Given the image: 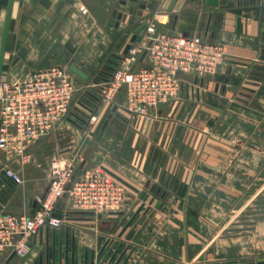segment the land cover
<instances>
[{
  "label": "crops",
  "instance_id": "0c3cea01",
  "mask_svg": "<svg viewBox=\"0 0 264 264\" xmlns=\"http://www.w3.org/2000/svg\"><path fill=\"white\" fill-rule=\"evenodd\" d=\"M121 1L14 0L2 78L78 66L81 41L100 38L119 51L134 22L156 14L168 16L164 32L221 44L225 60L214 76H182L177 117L158 125L172 136L166 144L122 109L123 93L110 105L88 95L95 140L105 122L111 131L101 132L106 159L95 165L143 191L147 202L128 227L141 204L134 206L138 196L128 188L117 213L70 212L63 227L41 230L27 256L8 264H84L92 257L98 264L109 250L105 264L116 251L110 264H264V0H217L215 7L177 0L169 13L172 0H130L145 9L123 11ZM34 146L27 164L12 165L24 184L8 198L0 194V214L30 215L35 200L39 207L50 166L31 161Z\"/></svg>",
  "mask_w": 264,
  "mask_h": 264
},
{
  "label": "built area",
  "instance_id": "2783aa9c",
  "mask_svg": "<svg viewBox=\"0 0 264 264\" xmlns=\"http://www.w3.org/2000/svg\"><path fill=\"white\" fill-rule=\"evenodd\" d=\"M79 11L88 14L83 6ZM156 16L134 22L132 26L141 23L146 26L133 43L130 37L136 26L129 28L120 48L118 66L112 69L110 79L99 85V95L103 104L110 105L123 93L122 109L142 129L151 127L159 133L166 144L172 136L158 125L177 117L182 76H214L226 54L221 44L200 35L161 30L153 38L158 23H165L168 18L166 14H160V19ZM126 44H130V49L124 55ZM136 64L140 67L135 68ZM78 91L67 66L30 69L15 78L1 79L0 194L4 199L23 186L21 172L12 165L27 164L31 146L55 133L69 116L77 118L74 108L84 107L92 112L83 103L84 92L77 96ZM95 120V115H91L90 124ZM64 197L66 203L59 212V202ZM124 202L125 187L105 173L102 166H79L75 158H55L50 163L47 191L38 199L39 207L34 214H0V264H8L11 256L25 258L32 237L43 229L63 227L68 213L113 214L121 210Z\"/></svg>",
  "mask_w": 264,
  "mask_h": 264
},
{
  "label": "rangeland",
  "instance_id": "374dc122",
  "mask_svg": "<svg viewBox=\"0 0 264 264\" xmlns=\"http://www.w3.org/2000/svg\"><path fill=\"white\" fill-rule=\"evenodd\" d=\"M5 1L6 0H0V38L4 21ZM123 1L128 2L130 0ZM122 6L119 7L121 11L128 8L126 5ZM103 34L104 33L102 30L99 36L101 37ZM109 44V42L103 41L100 38L94 43L91 40L88 42L81 41L79 57L74 60L75 63H77V65L80 67L79 69L88 76L87 80H82L73 74V80L77 89L79 90L77 92V96L83 91V103H85V105L88 107V95H93L99 98V102L102 103L101 97L99 95V85H103L104 82L109 80L112 69L114 66H118V56L121 52L120 50H116V48H112V44ZM134 67L138 68L140 67V64H136ZM73 110V112L77 113V118L69 116L67 120L60 124L59 129L55 133L34 144L35 146L32 148V152L30 154L31 161H41L50 166V163L53 159L65 156L69 158H75L77 165L79 166L86 165L88 167L105 161L106 152L103 139L100 138L102 137V134L98 139L95 140L94 136L97 128L94 131L90 130V117L91 115H94L96 111L88 112L84 107H77V110L75 108ZM109 114L110 111H108V115ZM107 119L111 118L108 117ZM103 130H105V132L108 131L111 133L110 127L107 129L105 127ZM108 136L109 135H106L105 137L107 140L109 138ZM37 146H42V149H37L33 153V150ZM127 190L128 189L125 188V199ZM246 204V202L242 204L243 208L240 209L239 214L242 215L246 212Z\"/></svg>",
  "mask_w": 264,
  "mask_h": 264
},
{
  "label": "water",
  "instance_id": "95a60500",
  "mask_svg": "<svg viewBox=\"0 0 264 264\" xmlns=\"http://www.w3.org/2000/svg\"><path fill=\"white\" fill-rule=\"evenodd\" d=\"M13 1L14 0H7L6 3V8H5V15H4V21H3V27H2V33H1V38H0V81L2 79V72H3V66H4V60H5V53H6V44H7V38H8V34H9V25H10V19H11V13H12V7H13ZM199 2L201 0H198ZM177 2V0H172V2L170 3L169 7L167 8V13L171 12L173 9V6L175 5V3ZM205 4L208 6H213L215 7L217 5V0H204ZM122 5H126L129 8H133V9H145V5L143 4H138L135 2H125V1H121ZM168 21H166V23H158L157 28L153 34V38H156L158 33L167 28L168 26ZM146 24L145 23H141L139 26H137L136 28L133 29L132 31V35L130 37V43H133L136 41L138 35L143 31V29L145 28ZM130 49V44H126L123 48L122 53L125 55L127 54L128 50ZM144 57V54L141 56L140 60H142V58ZM69 70L76 76H78L79 78H81L82 80H87L88 76L82 71L80 70L78 67L74 66V65H70L68 66ZM159 107H161V105H159ZM107 125V122H105L102 126V129L100 130L98 136H100L102 130L105 128V126ZM102 169L104 170L105 173H107L109 176H111L113 179H115L117 182H119L121 185H123L124 187L132 190L133 192H135L138 196L135 205L137 206L140 201L141 204L139 205V208L136 210V212L134 213V217L129 220L128 224H126V227H128L134 220V218L138 215L139 211L145 206L147 199H148V195L144 194L143 191L138 190L137 188H135L133 185H131L130 183H128L127 181H125L124 179H122L121 177H119L118 175L114 174L113 172H111L110 170L102 167ZM152 199L149 201L148 205L151 206L152 205ZM37 207V200H35L33 202L32 205V210L30 212V215H33L35 210ZM57 216H59V214H57ZM125 220H123L122 222H124ZM104 248L101 250L100 254L98 255V257H100L101 253L103 252ZM116 251L112 257L110 258L111 261L113 258H115V256L117 255ZM110 253L107 252L104 257H102V260L99 261L98 264H105V261L108 257ZM123 256V255H122ZM120 258V257H119ZM110 261V262H111ZM110 262L108 264H110ZM51 264H55V260L52 261ZM57 264H61V262L59 261ZM71 264H73L71 262ZM80 264V263H78ZM84 264H94L93 261V257L90 259L89 263L87 261V258L84 262ZM107 264V263H106Z\"/></svg>",
  "mask_w": 264,
  "mask_h": 264
},
{
  "label": "flooded vegetation",
  "instance_id": "af4514ba",
  "mask_svg": "<svg viewBox=\"0 0 264 264\" xmlns=\"http://www.w3.org/2000/svg\"><path fill=\"white\" fill-rule=\"evenodd\" d=\"M53 260H55V259H53Z\"/></svg>",
  "mask_w": 264,
  "mask_h": 264
}]
</instances>
